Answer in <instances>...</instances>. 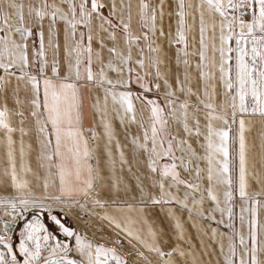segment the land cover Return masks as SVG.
Masks as SVG:
<instances>
[{
    "label": "snow or ice",
    "instance_id": "6c2138e0",
    "mask_svg": "<svg viewBox=\"0 0 264 264\" xmlns=\"http://www.w3.org/2000/svg\"><path fill=\"white\" fill-rule=\"evenodd\" d=\"M0 264H264V0H0Z\"/></svg>",
    "mask_w": 264,
    "mask_h": 264
},
{
    "label": "crops",
    "instance_id": "0c3cea01",
    "mask_svg": "<svg viewBox=\"0 0 264 264\" xmlns=\"http://www.w3.org/2000/svg\"><path fill=\"white\" fill-rule=\"evenodd\" d=\"M91 125H92V117H91V113L89 112L88 113V121H87V125L86 126H91ZM117 130L121 133V137H122V135H123V129L120 128V126L118 124H117ZM213 226H215V225H213ZM221 231H226V229L223 228V227H221ZM190 234L192 235V238H193V241L194 242H196V240L199 239L198 234H192V233H190ZM204 239L209 244V246L215 247L213 241L210 238L204 237Z\"/></svg>",
    "mask_w": 264,
    "mask_h": 264
},
{
    "label": "rangeland",
    "instance_id": "374dc122",
    "mask_svg": "<svg viewBox=\"0 0 264 264\" xmlns=\"http://www.w3.org/2000/svg\"><path fill=\"white\" fill-rule=\"evenodd\" d=\"M105 231H108V229L106 228Z\"/></svg>",
    "mask_w": 264,
    "mask_h": 264
}]
</instances>
